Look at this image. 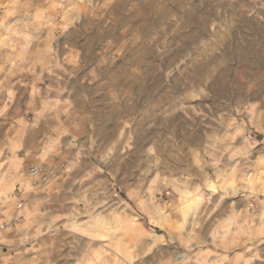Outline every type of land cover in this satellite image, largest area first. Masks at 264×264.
I'll return each mask as SVG.
<instances>
[{
  "label": "rangeland",
  "instance_id": "374dc122",
  "mask_svg": "<svg viewBox=\"0 0 264 264\" xmlns=\"http://www.w3.org/2000/svg\"><path fill=\"white\" fill-rule=\"evenodd\" d=\"M22 58L60 86L25 174L49 219L1 225L2 264H264V0H0Z\"/></svg>",
  "mask_w": 264,
  "mask_h": 264
},
{
  "label": "crops",
  "instance_id": "0c3cea01",
  "mask_svg": "<svg viewBox=\"0 0 264 264\" xmlns=\"http://www.w3.org/2000/svg\"><path fill=\"white\" fill-rule=\"evenodd\" d=\"M7 23L8 21L5 20L2 27L8 28ZM25 52L26 50L21 51V53ZM22 60L23 58L21 62ZM41 80H43V74L38 67L29 69L24 66L23 62L18 68H0V226L17 228L19 225L17 219L24 216L27 221L30 220L31 225L39 223L42 219L44 221L49 219L43 215L39 198L34 195L33 187L35 185L31 184L25 175L30 166L39 164L38 162L45 156L46 145L53 143V139H46L42 136V128L39 125L48 118H52L54 121V114L58 107L54 98L44 97L41 93L58 92L60 86L53 83L50 86L48 84L41 85ZM104 144L105 148L102 151L107 150V144ZM84 152V159L72 164L74 171L85 174L94 172L93 155L95 151L86 147ZM39 179V176L33 178L36 182ZM34 181L32 182L36 183ZM74 194L70 195V199L72 197L76 202H83V196H80V193L75 190ZM20 203H28V205L17 208ZM48 223L45 222L46 225ZM161 227L163 228V225L160 223ZM99 232L101 234L99 233L98 236L85 235L87 232L81 234L93 240H101L102 233L110 236L104 231L99 230ZM8 234V232L0 233V241L7 240ZM149 235L151 234L149 233ZM150 239L156 242L161 240L157 235ZM171 239L172 236L165 230V245L160 246L165 255L167 251H170L168 243L171 242ZM211 239L210 237V241ZM136 244L133 243L134 246ZM203 257L205 256L201 257L199 252L195 258L196 264H202ZM184 259V255L179 256V263L183 264L182 260ZM0 264H2L1 259Z\"/></svg>",
  "mask_w": 264,
  "mask_h": 264
},
{
  "label": "built area",
  "instance_id": "2783aa9c",
  "mask_svg": "<svg viewBox=\"0 0 264 264\" xmlns=\"http://www.w3.org/2000/svg\"><path fill=\"white\" fill-rule=\"evenodd\" d=\"M29 176L31 177H37L39 176L41 180H45V176L40 173L39 169L38 168H31L30 171H29ZM22 207V204L20 203L17 208H21ZM20 219H17V221H19Z\"/></svg>",
  "mask_w": 264,
  "mask_h": 264
}]
</instances>
